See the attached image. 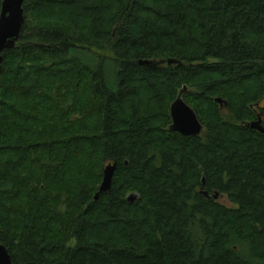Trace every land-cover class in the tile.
Here are the masks:
<instances>
[{"label": "trees", "instance_id": "16d2710c", "mask_svg": "<svg viewBox=\"0 0 264 264\" xmlns=\"http://www.w3.org/2000/svg\"><path fill=\"white\" fill-rule=\"evenodd\" d=\"M23 18L0 75L12 264H264V135L247 128L264 126V0H24ZM180 93L198 137L169 130Z\"/></svg>", "mask_w": 264, "mask_h": 264}, {"label": "water", "instance_id": "95a60500", "mask_svg": "<svg viewBox=\"0 0 264 264\" xmlns=\"http://www.w3.org/2000/svg\"><path fill=\"white\" fill-rule=\"evenodd\" d=\"M23 3L24 0H3L0 10V75L2 69L3 58L2 54L5 51L13 50L17 44L20 35L21 28L24 24L23 18ZM168 64H173L171 61ZM164 61H140V66L148 68H154L159 65H164ZM220 107L226 105L225 101L221 99H215ZM258 107V104H256ZM171 125L169 127L170 132L177 133L182 137H198L203 127L199 122L195 112L183 101L182 93L178 95L176 100L170 105L169 108ZM247 128L251 131L258 132L264 135V126L261 119L248 124ZM116 170V164L108 165L103 171V180L99 189V193L95 196V200L98 199L99 194L108 193L111 189L112 178ZM207 196V193H203ZM218 195H214L216 200ZM128 202L133 203L136 200V195L132 194L127 198ZM0 264H12L11 257L8 254L7 249L0 245Z\"/></svg>", "mask_w": 264, "mask_h": 264}, {"label": "rangeland", "instance_id": "374dc122", "mask_svg": "<svg viewBox=\"0 0 264 264\" xmlns=\"http://www.w3.org/2000/svg\"><path fill=\"white\" fill-rule=\"evenodd\" d=\"M99 58H102V54L96 53V55H95V54L87 52L86 55L84 56L85 61H91V62H95L96 59H99ZM106 75L108 77V85L114 86L115 85V77H114V73H113V68L111 66H108L106 68ZM224 112H225V110H224ZM216 201L220 205H222L228 209L235 208L234 205L231 204L225 196H219L216 199Z\"/></svg>", "mask_w": 264, "mask_h": 264}]
</instances>
